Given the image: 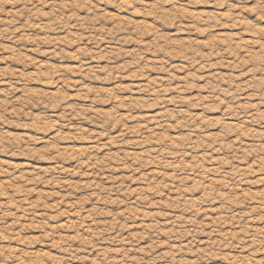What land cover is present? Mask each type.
Masks as SVG:
<instances>
[{"label":"rangeland","instance_id":"374dc122","mask_svg":"<svg viewBox=\"0 0 264 264\" xmlns=\"http://www.w3.org/2000/svg\"><path fill=\"white\" fill-rule=\"evenodd\" d=\"M0 264H264V0H0Z\"/></svg>","mask_w":264,"mask_h":264}]
</instances>
